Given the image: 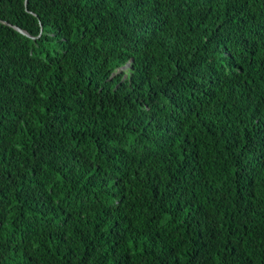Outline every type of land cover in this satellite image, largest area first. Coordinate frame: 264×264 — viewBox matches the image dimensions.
Returning a JSON list of instances; mask_svg holds the SVG:
<instances>
[{"label": "trees", "instance_id": "1", "mask_svg": "<svg viewBox=\"0 0 264 264\" xmlns=\"http://www.w3.org/2000/svg\"><path fill=\"white\" fill-rule=\"evenodd\" d=\"M0 264H264V0H0Z\"/></svg>", "mask_w": 264, "mask_h": 264}, {"label": "water", "instance_id": "2", "mask_svg": "<svg viewBox=\"0 0 264 264\" xmlns=\"http://www.w3.org/2000/svg\"><path fill=\"white\" fill-rule=\"evenodd\" d=\"M15 29H17L18 31H20L21 33L27 35V36H31L30 34H28V32H26L25 30L21 29L20 27L18 26H14ZM32 37V36H31Z\"/></svg>", "mask_w": 264, "mask_h": 264}]
</instances>
